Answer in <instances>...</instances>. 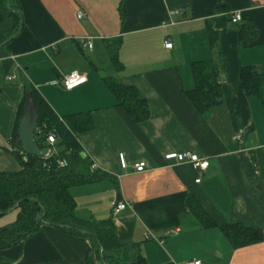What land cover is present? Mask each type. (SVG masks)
Wrapping results in <instances>:
<instances>
[{
    "label": "crops",
    "instance_id": "1",
    "mask_svg": "<svg viewBox=\"0 0 264 264\" xmlns=\"http://www.w3.org/2000/svg\"><path fill=\"white\" fill-rule=\"evenodd\" d=\"M11 7L22 15H0V171L22 169L12 133L30 82L59 116L91 117L92 128L76 136L99 178L71 188L77 216L111 219L144 264H264V101L241 79L243 67L264 73V0H11ZM235 11L242 18L232 23ZM247 25L254 32H241ZM199 60L211 61L230 98L204 113L185 93ZM72 70L87 81L67 90L60 79ZM105 77L136 87L150 116L134 121ZM170 151L195 152L209 165L198 172L166 159ZM122 199L126 208L113 213ZM234 223L263 239L235 247L223 230ZM100 253L87 236L43 223L0 251L7 259L0 264H111Z\"/></svg>",
    "mask_w": 264,
    "mask_h": 264
},
{
    "label": "trees",
    "instance_id": "2",
    "mask_svg": "<svg viewBox=\"0 0 264 264\" xmlns=\"http://www.w3.org/2000/svg\"><path fill=\"white\" fill-rule=\"evenodd\" d=\"M6 3L7 0H0V15L14 14L17 17L18 12L9 10ZM11 8L17 10L16 7ZM17 22L18 19L11 27L16 29ZM252 26L247 25L241 32L246 33L249 29L254 32ZM252 34L247 39L252 38ZM109 50L112 53L113 47ZM243 68L241 79L246 92L257 95L264 101V73L254 70L253 67ZM192 72L194 87L187 89L185 93L200 112L210 110L223 100L230 103L227 85L218 81L210 60L194 61ZM105 80L115 94L118 105L134 121L141 122L150 116V106L139 96L136 87L123 85L113 77H105ZM29 98L32 99L37 114L33 138L40 147L51 148V153L47 156L27 154L19 140L18 126ZM92 126L88 113L59 116L38 89L30 82H25L12 133V143L16 147L13 153L22 169L14 172L0 171V216L11 209L16 211L13 221L0 226V251L21 244L38 232L43 222H38L36 218L43 214L44 222L51 225L57 223L60 226L56 227L65 232L87 236L98 251L103 248L104 261H110L111 264H144L142 257L116 234L111 219H83L75 213L71 188L99 178L76 136ZM49 133L56 136L53 145L47 142ZM60 161H64V164ZM17 203L19 204L16 206ZM190 205H193L192 209L202 216L205 223L209 222L208 216L197 202L190 199ZM223 230L235 247L250 245L263 239L261 230L240 223L228 224ZM6 261V257L0 254V262Z\"/></svg>",
    "mask_w": 264,
    "mask_h": 264
},
{
    "label": "built area",
    "instance_id": "3",
    "mask_svg": "<svg viewBox=\"0 0 264 264\" xmlns=\"http://www.w3.org/2000/svg\"><path fill=\"white\" fill-rule=\"evenodd\" d=\"M178 12V9L174 10V13ZM77 16L80 18L82 16V14L80 12H78ZM242 16H241V12L240 11H235L233 13H231L230 15V20L232 23H237L241 20ZM85 46L87 47H91L92 43L91 41H88L86 43H84ZM165 47L170 48L172 47V42L171 40L168 38L165 41ZM87 81V76L83 73L80 72L78 70H72L66 74H64L61 79L60 82L62 84V86L67 89H73L83 83H85ZM239 138V136H238ZM56 141V136L53 133H49L47 135V142L51 145L54 144V142ZM48 153L45 155H49L51 153V148L48 147ZM164 157L166 159H173L176 161H188L190 162L193 167L198 170V172H202L203 170H205L208 165H209V161L206 157H201L199 156L197 153L192 152V151H170L168 153H166L164 155ZM120 160L123 166H125L126 162L124 160L123 155H120ZM61 164H64V161H60ZM133 168L135 171H143L146 168V162L145 161H139L136 162L133 165ZM200 181V178L196 179V182ZM128 202L125 201L124 199L122 200H118L116 202L113 203L112 205V209H113V213H117L121 210H123L124 208H126ZM185 264H202V261L200 259H191L189 261H187Z\"/></svg>",
    "mask_w": 264,
    "mask_h": 264
},
{
    "label": "water",
    "instance_id": "4",
    "mask_svg": "<svg viewBox=\"0 0 264 264\" xmlns=\"http://www.w3.org/2000/svg\"><path fill=\"white\" fill-rule=\"evenodd\" d=\"M7 8L11 11H14L11 8V0H7ZM19 15H22L21 11H17ZM21 29V26L19 28V30ZM16 34L9 36L3 43L1 44H5L8 41H10L11 39L14 38ZM37 124V114L34 110L33 107V103H32V99L29 98L28 100V104L26 106V110L25 113L23 115V117L20 119L19 122V126H18V136H19V140L20 143L24 149V151L27 154L30 155H35V156H45L48 153L49 148L48 147H40L34 140L33 138V132L35 130ZM19 203L16 204V206ZM13 210V209H11ZM11 210H9L8 212H10ZM7 212V213H8ZM37 221L38 222H44L43 220V214L38 215L37 216ZM54 226H60V224H53ZM67 226V225H65ZM79 231H82V229H78ZM101 259L104 262V258H103V248H101V253H100Z\"/></svg>",
    "mask_w": 264,
    "mask_h": 264
},
{
    "label": "rangeland",
    "instance_id": "5",
    "mask_svg": "<svg viewBox=\"0 0 264 264\" xmlns=\"http://www.w3.org/2000/svg\"><path fill=\"white\" fill-rule=\"evenodd\" d=\"M16 212L14 214L0 216V225L10 222L15 219Z\"/></svg>",
    "mask_w": 264,
    "mask_h": 264
}]
</instances>
